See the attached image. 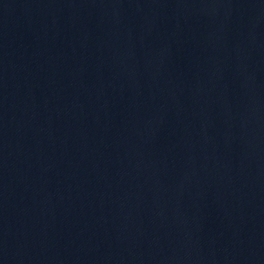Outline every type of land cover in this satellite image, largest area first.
<instances>
[{
	"label": "water",
	"instance_id": "1",
	"mask_svg": "<svg viewBox=\"0 0 264 264\" xmlns=\"http://www.w3.org/2000/svg\"><path fill=\"white\" fill-rule=\"evenodd\" d=\"M0 264H264V0H0Z\"/></svg>",
	"mask_w": 264,
	"mask_h": 264
}]
</instances>
